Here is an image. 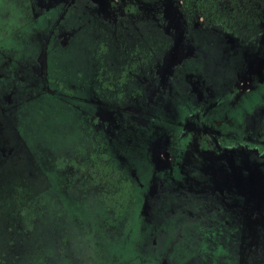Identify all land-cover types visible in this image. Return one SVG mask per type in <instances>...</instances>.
<instances>
[{"label":"flooded vegetation","instance_id":"obj_1","mask_svg":"<svg viewBox=\"0 0 264 264\" xmlns=\"http://www.w3.org/2000/svg\"><path fill=\"white\" fill-rule=\"evenodd\" d=\"M174 1L179 15L175 10L162 12L164 0H0V188L4 180L12 179L14 194L24 200L18 206L0 205V264H31L33 251L38 248H33L35 243L54 238L46 233L49 228L50 233L57 231L60 235L65 251L70 247L79 227L67 214L72 204L81 208L80 196L70 197L65 189L72 176V181L87 186L82 193H93L106 213L120 216V210L133 207L136 211L140 205L139 222L144 227H155L157 220L164 221L163 216L169 215L162 213L161 219L154 221L149 213L152 205L171 212L180 221L181 234L175 237L174 233L163 232L160 238L172 239L171 252H177V245L184 242L190 264L197 260L201 264H264V42L250 61L235 65L238 71L225 84L230 86L225 92L223 86L229 76L221 70L224 64L218 60V53L241 61V53L249 52V46L237 50L239 37L232 34L233 25L249 23L252 29L244 32V43L252 44V31L257 34L264 29V17L260 19L264 5L260 8L232 1L223 4V0ZM223 5L238 15L235 22L229 19ZM147 10V17L158 18L161 41L169 46L166 68L172 70L185 62L195 67L190 66L183 74L184 95L167 90L164 81L159 84L152 80L148 85L161 87L169 99L162 100L158 93L143 90L139 93V99L144 97L142 106H138L135 102L139 99L128 93L112 96L114 79L109 73L103 81L98 74V52L92 36L99 32L95 28L98 21L103 29L106 22L117 21L122 15L135 19L137 12ZM37 13L47 33L36 30L35 38L33 15ZM224 20L230 24L226 28ZM26 30L32 31L30 35ZM209 44L220 45L226 51L203 52ZM42 50L50 71L35 84L32 66ZM206 52L210 59L205 58ZM88 68L92 71L81 83L85 79L83 71ZM22 81H30L42 97L46 90L60 92L65 101L78 92L82 95L80 100L87 109L75 107L89 114L96 122L95 130L104 134L97 140L98 147L88 164H68L66 156L74 151L65 146L60 149L62 157L43 163L41 155L47 156L41 154L44 150L33 151L26 144L23 134L26 130L33 132L37 124L31 120L34 114L29 118L35 105L30 107L29 82ZM208 99L212 100L205 102ZM146 102L151 109L144 108ZM105 126L108 133L104 132ZM137 141H141L139 147L144 154L143 171L131 159V148ZM49 167L59 171L54 177L61 181L62 189L43 191L49 204L46 207L41 205L43 199L30 201L24 194H41L30 189L29 184L45 182ZM70 168L73 173L67 175ZM82 202L89 203L88 209L95 206L86 199ZM221 228L225 235L235 232L231 237L235 247L229 249L231 254L226 260L216 253L219 236L221 240L225 236ZM197 229L203 230L201 236L192 233ZM42 233L45 236L41 237ZM210 236L216 242L200 253L204 258L195 252L203 237ZM43 257L40 263L49 264V259ZM159 264L170 262L164 255Z\"/></svg>","mask_w":264,"mask_h":264},{"label":"rangeland","instance_id":"obj_2","mask_svg":"<svg viewBox=\"0 0 264 264\" xmlns=\"http://www.w3.org/2000/svg\"><path fill=\"white\" fill-rule=\"evenodd\" d=\"M231 1L238 2L240 5L242 3H249L254 7L260 8L261 5H264V0H223L222 3L228 4ZM164 2L165 5L161 6L162 9L159 7L162 12H165L166 10H175L176 15L180 14L179 7L174 0H164ZM147 8H149V6H147ZM224 10L226 13H229V19L235 22L238 15L226 6H224ZM148 11L149 10L146 12H137L135 19H128L127 15H122L117 18V21L106 22L103 29L97 25L99 24V21L95 23V28L99 32L92 36V44L94 45V49L98 52V74L104 81L109 73H111L114 79H112V96H118L121 94L125 95L128 93L129 97L139 99L140 92L144 90V92L148 93L149 91L147 90H150L154 93H158L162 100L169 99L168 93L163 92L162 89H160L161 87L155 85V87L151 88L148 85L152 80L159 84L164 81L168 86L167 90L172 89L175 94H185L184 90L186 89L182 88L185 84L183 74L188 68H190V66H195L191 65L190 62H185L172 68V70L166 68L165 59L169 56V46L161 41L163 35L162 31L158 28V18L153 20L150 16L147 17L146 13H148ZM261 13L263 16H260V19L264 17V7L261 9ZM38 16V13L33 15L36 23L39 21L37 27L35 25L36 23L33 24L35 38L37 36L36 30L47 33V30L43 25H40L43 20L40 21V17ZM29 25H32L31 22H29ZM222 25L226 28L230 24L224 20ZM248 26L249 23L246 22H241L238 27L233 25L234 32L232 34H234L235 37H239V48H237V50L243 49V46H249L248 53H241V61H239V57L235 61V57L229 59L227 56H223L224 54L222 55V53H218L219 62L224 64V66L221 67V70L229 76V78L225 80L223 92L229 90L230 86H226L225 84L229 83L231 78L235 76V72L238 71L235 69V65L240 62V65L242 66L244 65L243 63L250 61L252 57L259 52L260 47L264 42V29H260L257 34L255 30L252 31V34H250V36L253 37L252 44L245 45L244 32L252 29V27L248 28ZM21 27L22 26H20L19 29ZM155 27L156 29L153 30ZM22 29L23 28L20 29V32H22ZM169 29L171 28L169 27ZM169 29L166 28L167 31H169ZM24 32H26V35L28 36L32 31L26 30ZM39 35H42V33H39ZM85 39L86 36L83 40ZM130 41L131 44L128 45ZM209 45L202 51L205 52L207 50L210 53L211 50L215 53L214 51L216 50L220 51L225 49H220V45H217L218 47H214V45L211 44ZM110 48L111 52H109ZM82 49L88 52V48L85 46H82ZM41 52L44 55L39 52L35 58V64L32 66V70H34L33 81L35 84H37L42 77H46V71L49 70L45 51L42 50ZM213 53L211 54L213 55ZM205 58L210 59V57L207 56V52L205 53ZM222 58L224 60H222ZM191 59H193V57ZM207 67H210V65ZM26 69L31 70L29 67ZM91 71L90 68L83 71L85 72V79L82 80L81 83L87 79L86 75ZM170 72L174 74L175 78L169 74ZM21 75L25 76L24 74ZM71 77L76 79V75H71ZM75 79L71 80V82ZM116 79L119 80L115 81ZM33 81L32 83H34ZM25 82H29V97H32L30 99V107L35 103L30 110L29 118L34 114V116L31 117V120L37 124L33 132L26 130L23 134L26 144L33 151L36 150L39 152L42 149L44 150L41 154L47 156L46 158H43L41 155V161L43 163L49 162L53 158L62 157V155H60V149L62 146H65L74 151L73 155L66 156L67 163L70 164L75 161L78 162L80 167H84L85 164H88L86 162L88 158L91 157L95 147H98L97 140L102 138L104 134L100 133L99 130H95L94 124L96 122H93L92 117L89 114L83 113L82 110H78L75 107L85 106L84 109H87L84 102L80 100L82 95L78 92L73 98L65 101L60 92L52 94L46 90L42 97L33 89V85L30 84V81H22V84ZM175 84H179L178 87L180 88L175 86ZM90 87L94 88L92 86ZM90 97L93 98V96ZM143 99L144 97H141L138 102H135V104L142 106L141 102ZM210 100L212 99H208L205 102ZM39 101H41V104H37ZM149 105L150 104L146 102L144 108L151 109ZM25 110L26 107L20 112V116H23ZM162 112L164 114L166 113L165 110H162ZM99 113L100 115L103 113V107L99 110ZM105 129L107 130L104 132L108 133V126H105ZM140 144L141 141H137L135 146L131 148V159L140 164V171H143V165L141 162L144 154L140 150ZM55 173L59 174L57 168L49 167L50 175H48L45 182L35 184L34 181H32L29 184L30 189L42 192L37 196L35 193L31 194L27 191V193L24 194L26 198L30 201L43 199L41 205L48 206L49 204L45 201L47 200V195L43 191L48 189H62V184L59 185L61 181L54 177ZM68 173H73L71 168L67 170V175H69ZM72 178L73 176L68 178L70 181L65 189L70 197H76L79 195L81 198V208L77 207V204L71 205L68 203L71 207L68 212L69 215L67 214V216H70V218L75 221V225L79 227V231L76 230L75 232V240L71 241L70 247L65 251L59 242L60 235L57 231L50 233L52 229L49 228L46 233L52 235L54 238L48 240L47 238H43L44 241H41V243H35L33 248H38L33 251L34 260L31 264H42L40 263L42 255H44L43 259H49V264H159L164 255L169 259L170 264L191 263V257L190 254L186 252L187 247L184 242L177 245V252H175V249L171 252L169 251V248L172 239L160 238V235L163 232H166L167 235L174 233L175 237L181 234V231L179 230L180 226L178 224L180 221H176L174 215L170 214L171 212H163L162 209L159 210L160 208L152 205L151 208H149V213L154 221L159 218L161 219L159 216L162 213H168L169 215L165 214L163 216L164 221L157 220L155 227L148 225L144 227L139 222V218H141L142 214L140 211V205L137 207L136 211H134L133 207L125 208L123 211L119 209L121 211V213H119L120 216L117 213H106L97 199L93 196V193H82L83 190L87 189V186L85 184L80 185L77 181H72ZM13 185L12 179H6L2 182L0 188V205L7 204L12 206L13 203L15 206H18L24 202L22 198H19V195L14 194L15 187ZM111 188L113 189L114 187L112 186ZM72 191H74V193H72ZM78 191L80 192L78 193ZM65 198L66 200L73 202L71 198L66 196ZM84 199L90 203H95V206L91 209L86 208L89 203H83L82 201ZM34 205L40 206L38 203H34ZM75 206L76 208L73 210ZM72 211L77 213L75 214L73 212L76 217H72ZM208 221H210V218ZM201 231L203 230L197 229L192 233L195 236H201ZM221 233L224 235L226 234L224 228H221ZM232 233L235 232L225 235L224 240H221L222 235L219 236V244L218 246L215 245L217 247L216 253L220 255V257H224V260L227 259L228 254H231L229 249L235 247V245H232ZM23 236L25 235L23 234ZM43 236L45 235L42 233L41 237ZM41 239L42 238L39 240ZM202 241L201 245H197L195 252L200 256L202 255L200 253L205 251L207 245L208 249H210L211 245H214L213 242H216V239L210 236V238L203 237ZM180 252L187 254V256H180ZM233 253H236V251ZM243 253H245V251ZM202 257L206 258L205 255H202ZM199 261L200 260H197L193 262V264H201Z\"/></svg>","mask_w":264,"mask_h":264}]
</instances>
